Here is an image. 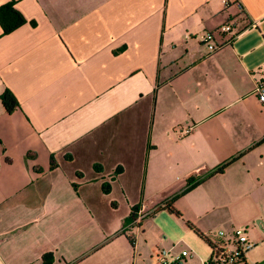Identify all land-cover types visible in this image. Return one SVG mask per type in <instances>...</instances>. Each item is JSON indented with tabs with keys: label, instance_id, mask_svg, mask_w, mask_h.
Here are the masks:
<instances>
[{
	"label": "crops",
	"instance_id": "1",
	"mask_svg": "<svg viewBox=\"0 0 264 264\" xmlns=\"http://www.w3.org/2000/svg\"><path fill=\"white\" fill-rule=\"evenodd\" d=\"M14 1L26 23L0 27V264H159L195 235L185 222L208 236L221 208L231 230L245 194L264 199V0ZM229 19L216 40L234 38L209 53L201 36ZM232 159L175 201L182 219L125 229L132 208Z\"/></svg>",
	"mask_w": 264,
	"mask_h": 264
},
{
	"label": "rangeland",
	"instance_id": "2",
	"mask_svg": "<svg viewBox=\"0 0 264 264\" xmlns=\"http://www.w3.org/2000/svg\"><path fill=\"white\" fill-rule=\"evenodd\" d=\"M201 195V194H200ZM245 212H238L236 219L238 220L237 227L228 230L229 223H225V212L221 208L215 212L221 214V218L215 219L208 225L210 231L207 233L211 239H220L221 241L230 242L233 239L235 229L245 231V235L250 243H255V246L244 252V264H264V199L257 205V194L244 195ZM211 216V215H209ZM149 219V218H148ZM220 233H223L220 236ZM178 241L181 244L174 248L172 254L180 253L181 250H187L192 253V258L189 264H206L211 256L210 248L195 235L190 232L184 235H177ZM233 247V244L229 245ZM168 248V247H166Z\"/></svg>",
	"mask_w": 264,
	"mask_h": 264
},
{
	"label": "built area",
	"instance_id": "3",
	"mask_svg": "<svg viewBox=\"0 0 264 264\" xmlns=\"http://www.w3.org/2000/svg\"><path fill=\"white\" fill-rule=\"evenodd\" d=\"M223 9L226 11L231 4L229 0H222ZM235 3V2H234ZM235 22L229 19L225 24L220 26L215 31H210L203 34L200 38V42L206 47L209 53H213L220 48L229 44L234 38L235 34L224 42H218L216 40L217 34H230L233 32V26ZM237 33V32H236ZM259 79L255 84L254 95L261 104H264V65L259 68ZM150 211L140 209L138 210L135 220L125 226V229L133 227L139 224L142 220L148 217ZM223 233H220L222 236ZM223 244L219 246L217 256L214 260V264H243L242 257L244 252L252 249L255 243H250L245 235V231L235 229L233 232V239L231 243L233 247H230V242L221 241ZM174 247L169 250H158L156 259L159 264H189V259L192 257V253L187 250H181L180 253L172 254Z\"/></svg>",
	"mask_w": 264,
	"mask_h": 264
},
{
	"label": "trees",
	"instance_id": "4",
	"mask_svg": "<svg viewBox=\"0 0 264 264\" xmlns=\"http://www.w3.org/2000/svg\"><path fill=\"white\" fill-rule=\"evenodd\" d=\"M236 3V0H235ZM26 23L25 18L21 15L19 11L15 9V1L11 0L8 3L0 6V27L2 30L3 35H8L17 28L21 27ZM33 24V23H32ZM1 103L4 108V110L7 113H11L19 108V104L13 94L6 90L4 94L1 97ZM235 159L229 160L225 162L224 164L217 167L213 172L207 174L206 176L199 177V178H190L187 181V185L185 189L171 198L158 202L154 209L150 212L148 217H152L160 212H166L170 216H173L177 219H182L181 213L175 208L174 203L175 201L185 195L187 192L191 191L192 189L196 188L197 186L201 185L205 180H207L209 177H212L216 174H221L227 166H229ZM139 208L134 207L131 209L130 216L126 222V225L129 223H132L135 220L136 214L138 212ZM185 227L192 231L201 241H203L211 250V256L206 264H214V260L217 256L219 246H221L223 243L219 241H214L207 235L202 234L198 229L195 228L194 225H192L189 222H185ZM52 261L51 255L47 254L43 256V264H50ZM242 263H245L244 256L242 257Z\"/></svg>",
	"mask_w": 264,
	"mask_h": 264
}]
</instances>
